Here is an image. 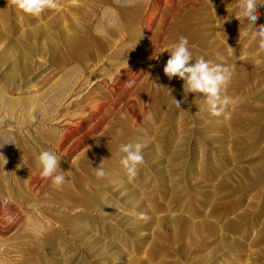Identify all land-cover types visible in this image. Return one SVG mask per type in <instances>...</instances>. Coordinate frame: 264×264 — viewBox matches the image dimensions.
Listing matches in <instances>:
<instances>
[{"label":"rangeland","instance_id":"1","mask_svg":"<svg viewBox=\"0 0 264 264\" xmlns=\"http://www.w3.org/2000/svg\"><path fill=\"white\" fill-rule=\"evenodd\" d=\"M58 2L0 0V199L39 208L18 223L0 204V264H264V50L239 0ZM180 36L190 63L233 66L230 118L164 74ZM137 142L129 181L119 147ZM49 149L59 189L36 165Z\"/></svg>","mask_w":264,"mask_h":264},{"label":"clouds","instance_id":"2","mask_svg":"<svg viewBox=\"0 0 264 264\" xmlns=\"http://www.w3.org/2000/svg\"><path fill=\"white\" fill-rule=\"evenodd\" d=\"M11 4L22 12L39 16L45 9H57L60 7L58 0H10ZM122 6L132 7L137 0H118ZM239 6L242 9V15L247 20L250 27L254 29L253 36L260 37L259 47L264 50V25L256 26L259 19V9L264 7V0H239ZM170 53L163 69L164 74L171 80L178 77L184 81L185 93L202 94L203 103L207 111L213 116L224 115L230 118V107L239 103V98L226 94L228 87L231 85L234 68L231 65L224 66L215 64L204 57H199L193 61L192 52L189 49V41L185 36H180L171 49H165ZM177 107L180 108V102L174 98ZM118 134L122 133L121 129L117 130ZM144 145L142 143L121 144L119 151L124 155L121 157L120 163L125 170L129 181L133 180L144 163L142 153ZM62 157L52 150H41L35 157L36 165L40 168V175L43 178H50L51 183L57 189L61 188L66 182L64 171L61 170ZM97 178H103L106 173L101 164L94 168ZM7 199H0V204L7 206ZM142 220L148 217L141 213L139 216ZM5 219L11 221L12 217L6 216Z\"/></svg>","mask_w":264,"mask_h":264},{"label":"bare ground","instance_id":"3","mask_svg":"<svg viewBox=\"0 0 264 264\" xmlns=\"http://www.w3.org/2000/svg\"><path fill=\"white\" fill-rule=\"evenodd\" d=\"M80 41V40H79ZM77 43H79L78 41H77ZM77 46H79V48H82V47H85L84 46V44H82V43H79ZM111 80H113V77H112V79ZM95 82V81H94ZM94 82L92 83V82H84L83 84H82V86H86L85 87V91H87V93L88 92H90V89H93V84H94ZM64 104V103H63ZM63 106V105H62ZM62 127V126H61ZM24 134V133H23ZM65 141V140H64ZM72 152V154L74 155V154H76L77 155V152H78V148H76V149H74L73 151H71ZM78 157V156H77ZM5 167V166H4ZM4 175V174H3ZM9 178V177H8ZM7 178V179H8ZM3 179V178H2ZM9 180V179H8ZM7 180V181H8ZM4 183V182H3ZM11 183V182H10ZM37 184V183H36ZM3 185V184H2ZM8 187H9V185H8ZM6 192H8V190L6 191ZM9 192H11V189L9 190ZM14 193V192H13ZM6 194V193H5ZM11 194H12V192H11ZM1 199H7L8 201H9V203L7 204V205H11V207H15V208H17L16 210V212L18 213H16V215H19V217H20V221H21V219H22V221L21 222H18V223H24V222H26L27 221V219H29L30 218V215H29V210L28 209H32L33 210V213H34V211L35 210H38L39 208H37L36 206H35V204L33 205V204H28V203H26V202H24V201H22V202H20L21 200H18V199H15V198H13L12 196H9V197H6V198H1ZM24 200V199H23ZM28 200H29V198H28ZM27 201V200H26ZM28 202V201H27ZM3 206V205H2ZM14 209V208H13ZM2 210H3V208H2ZM5 210V209H4ZM8 210V209H7ZM10 210V209H9ZM12 211H14V210H12ZM11 211V212H12ZM10 212V211H9ZM10 212V214L12 215V213ZM15 213V212H14ZM32 213V212H31ZM3 214V213H2ZM4 215V214H3ZM7 216H8V214H6ZM6 215H5V217H6ZM15 215V219H16V221H18L19 220V217H18V219H17V216ZM1 216V215H0ZM4 217V218H5ZM0 218H2V217H0ZM3 218V219H4ZM4 221H6V220H4ZM4 221H2V222H4ZM12 221V220H11ZM15 221V220H14ZM15 221V222H16ZM6 223V222H5ZM7 223H9V221L7 222ZM12 222H10L9 224H11ZM18 223L16 224V225H18ZM8 224V228H11L12 227V225H11V227H10V225ZM22 224H20L19 226H21ZM6 229V228H5ZM12 229V228H11ZM15 229H17L18 230V228H16L15 227ZM1 230V229H0ZM14 230V229H13ZM3 231H4V229H3ZM9 231V230H8ZM4 233V232H3ZM9 233H11V232H8V233H4V234H7V235H5L6 237L8 236V234ZM14 233V232H13ZM12 233V234H13ZM12 234H10V235H12ZM15 234V233H14ZM1 236H3V238H5V236L4 235H2V232H1V235H0V237ZM9 237V236H8ZM3 238L1 237V239L3 240ZM0 239V240H1ZM0 244H2V243H0Z\"/></svg>","mask_w":264,"mask_h":264}]
</instances>
